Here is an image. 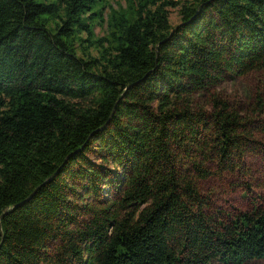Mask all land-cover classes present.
Wrapping results in <instances>:
<instances>
[{
  "label": "trees",
  "instance_id": "1",
  "mask_svg": "<svg viewBox=\"0 0 264 264\" xmlns=\"http://www.w3.org/2000/svg\"><path fill=\"white\" fill-rule=\"evenodd\" d=\"M125 2L0 0V264L263 258L264 196L224 219L197 180L264 151L218 91L264 69V0Z\"/></svg>",
  "mask_w": 264,
  "mask_h": 264
},
{
  "label": "rangeland",
  "instance_id": "2",
  "mask_svg": "<svg viewBox=\"0 0 264 264\" xmlns=\"http://www.w3.org/2000/svg\"><path fill=\"white\" fill-rule=\"evenodd\" d=\"M113 7L125 8V0H110ZM179 7L169 8L171 26L180 23ZM107 11V9H106ZM105 31L104 25L96 24L94 32L100 36ZM231 105L245 113L261 106L259 119L264 120V69L252 71L245 75L228 74L218 87ZM264 143V132L256 137ZM95 163L100 160L91 156ZM243 168L235 172L214 173L206 179L197 180V186L208 203L207 212L211 215L223 216L224 219L234 214L250 212L259 204L260 196H264V151L258 150L245 156ZM217 166H212L215 171ZM113 186L104 187V196L113 197ZM92 200V199H90ZM219 264V263H215ZM243 264H264V257L247 260Z\"/></svg>",
  "mask_w": 264,
  "mask_h": 264
},
{
  "label": "water",
  "instance_id": "3",
  "mask_svg": "<svg viewBox=\"0 0 264 264\" xmlns=\"http://www.w3.org/2000/svg\"><path fill=\"white\" fill-rule=\"evenodd\" d=\"M179 25V24H178ZM176 27V26H175ZM14 207V206H13Z\"/></svg>",
  "mask_w": 264,
  "mask_h": 264
}]
</instances>
